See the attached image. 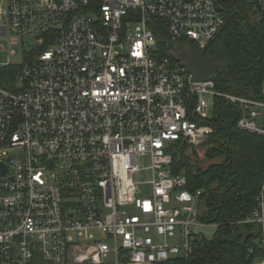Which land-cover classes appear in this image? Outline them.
<instances>
[{"label":"built area","instance_id":"2783aa9c","mask_svg":"<svg viewBox=\"0 0 264 264\" xmlns=\"http://www.w3.org/2000/svg\"><path fill=\"white\" fill-rule=\"evenodd\" d=\"M219 5L0 0V41L38 38L14 85L0 83V264L189 258L208 223L203 191L174 173L175 143L210 139L218 97L240 104L239 128L264 136V100L224 93L214 76L195 80L176 59L179 43L206 49L220 33ZM156 18L167 24L169 55L157 45ZM256 199L242 222L263 227L264 186ZM261 242L256 264H264V234Z\"/></svg>","mask_w":264,"mask_h":264},{"label":"trees","instance_id":"16d2710c","mask_svg":"<svg viewBox=\"0 0 264 264\" xmlns=\"http://www.w3.org/2000/svg\"><path fill=\"white\" fill-rule=\"evenodd\" d=\"M218 2L227 24L206 48V54L219 64L216 86L227 94L264 100L262 0ZM166 25L158 18L151 25L163 55L170 53ZM20 69L17 64L1 66L0 83L11 88ZM241 113L239 103L216 98V110L209 120L214 132L204 143L205 158L210 161L207 165L191 157L196 147L175 143L174 173H186L189 189L203 191L200 219L216 225L217 230L211 238L202 235L189 258L173 264H256L262 257L263 227L242 221L252 214L264 186V136L239 128Z\"/></svg>","mask_w":264,"mask_h":264},{"label":"rangeland","instance_id":"374dc122","mask_svg":"<svg viewBox=\"0 0 264 264\" xmlns=\"http://www.w3.org/2000/svg\"><path fill=\"white\" fill-rule=\"evenodd\" d=\"M11 38L8 37L0 41V62L7 63L9 65H19L21 64L26 57V54L32 52L33 49L38 45V38L33 35H25V37L21 40L18 45L13 46L10 42ZM195 152H191V157L196 159L200 158L201 164L207 165L210 163L205 158V152L207 150V146L205 144L194 148ZM206 160V161H204ZM141 166H147L149 164L148 159H140ZM147 179V174L144 172L140 173V180L144 181ZM149 184H141L140 189H142V194L147 195V193L151 190L149 188ZM199 230H202L206 237L211 238L214 233L216 232V225L214 224H207L205 227H200ZM103 237V234H99ZM41 264H50L46 262H42Z\"/></svg>","mask_w":264,"mask_h":264},{"label":"water","instance_id":"95a60500","mask_svg":"<svg viewBox=\"0 0 264 264\" xmlns=\"http://www.w3.org/2000/svg\"><path fill=\"white\" fill-rule=\"evenodd\" d=\"M219 10H223L219 5ZM173 45H170L172 48ZM179 55L176 57L190 73L194 75L195 80L215 76L219 70V64L216 59L206 54V49H196L191 44L186 43L180 46ZM0 169L5 170L6 167L0 164Z\"/></svg>","mask_w":264,"mask_h":264},{"label":"crops","instance_id":"0c3cea01","mask_svg":"<svg viewBox=\"0 0 264 264\" xmlns=\"http://www.w3.org/2000/svg\"><path fill=\"white\" fill-rule=\"evenodd\" d=\"M263 227H264V225H263ZM204 234V233H203ZM263 234H264V229H263ZM205 235V234H204Z\"/></svg>","mask_w":264,"mask_h":264}]
</instances>
